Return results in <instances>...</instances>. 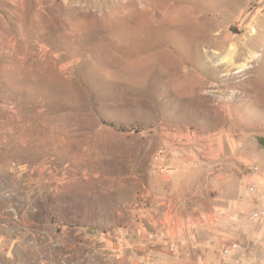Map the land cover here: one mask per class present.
<instances>
[{"label":"rangeland","instance_id":"374dc122","mask_svg":"<svg viewBox=\"0 0 264 264\" xmlns=\"http://www.w3.org/2000/svg\"><path fill=\"white\" fill-rule=\"evenodd\" d=\"M258 208L264 0H0V264H194Z\"/></svg>","mask_w":264,"mask_h":264},{"label":"crops","instance_id":"0c3cea01","mask_svg":"<svg viewBox=\"0 0 264 264\" xmlns=\"http://www.w3.org/2000/svg\"><path fill=\"white\" fill-rule=\"evenodd\" d=\"M253 230V231H252ZM252 231L251 234H249ZM248 237L257 243L256 248H245L239 247L241 234L234 231L232 236H229V240L225 236L218 237L217 234L213 235L214 239H210V245L206 242L200 244L198 255H195L193 259L194 264H264V226L255 227L254 229H246ZM246 233V234H247ZM210 236V235H207ZM247 237V238H248ZM244 241V240H243ZM229 243H234L232 249H230L228 256H222V248L229 247ZM205 244L207 248H203Z\"/></svg>","mask_w":264,"mask_h":264},{"label":"built area","instance_id":"2783aa9c","mask_svg":"<svg viewBox=\"0 0 264 264\" xmlns=\"http://www.w3.org/2000/svg\"><path fill=\"white\" fill-rule=\"evenodd\" d=\"M254 172L258 171V167L257 166H253L252 169ZM248 190L250 193L254 192L256 190V185L254 182L249 184ZM251 219L253 220H259V219H264V208H258L255 209L252 213H251ZM230 252V248H223L221 254L222 256H228Z\"/></svg>","mask_w":264,"mask_h":264},{"label":"bare ground","instance_id":"6f19581e","mask_svg":"<svg viewBox=\"0 0 264 264\" xmlns=\"http://www.w3.org/2000/svg\"><path fill=\"white\" fill-rule=\"evenodd\" d=\"M228 59V58H227Z\"/></svg>","mask_w":264,"mask_h":264}]
</instances>
